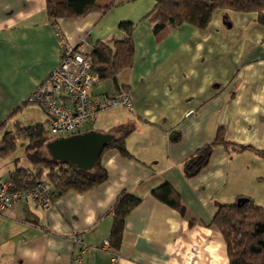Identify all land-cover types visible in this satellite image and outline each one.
Wrapping results in <instances>:
<instances>
[{"label": "crops", "instance_id": "0c3cea01", "mask_svg": "<svg viewBox=\"0 0 264 264\" xmlns=\"http://www.w3.org/2000/svg\"><path fill=\"white\" fill-rule=\"evenodd\" d=\"M115 1L105 14L52 22L45 0H0V122L81 37L93 47L120 37V22L136 24L131 67L93 88L100 97L125 90L131 106L99 111L84 129H130L128 154L105 149L107 178L66 190L47 209L22 200L0 213V264H70L73 253L80 264H111L101 244L123 191L140 202L124 218L119 264H229L226 242L210 224L217 207L241 196L264 207V27L257 13L217 8L204 29L183 23L155 34L145 19L154 0ZM219 131L228 146L215 144L207 163L187 172L185 161ZM21 164L26 159L0 155V181ZM164 183L179 195L184 214L151 193ZM74 234H82L83 251Z\"/></svg>", "mask_w": 264, "mask_h": 264}, {"label": "trees", "instance_id": "16d2710c", "mask_svg": "<svg viewBox=\"0 0 264 264\" xmlns=\"http://www.w3.org/2000/svg\"><path fill=\"white\" fill-rule=\"evenodd\" d=\"M96 1L45 0L47 17L53 22L58 18L82 17L91 11L105 14L116 2L111 0L108 4L99 6ZM154 2L153 8L145 15V19L149 21L155 34L170 32L183 23L204 29L217 8L256 12L257 21L264 27V0H154ZM135 25L131 21H122L118 25L121 31L120 37L112 36L107 40H99L93 45L89 58L98 80H114L119 72L131 67L134 56L132 33ZM23 103L26 104L29 101L26 99ZM19 108L20 106L11 114ZM17 130L28 140L25 147L27 164L16 166L9 172V177L16 189L21 190L32 187L38 180L45 181L50 189L51 201L66 190L84 191L103 182L107 178V170L101 164V154L107 148H116L127 155L124 141L131 131L126 127L116 126L105 132L114 134V139L103 149L95 166L88 171H83L77 166L54 161L48 153L41 152V148L53 139L45 132L42 123L26 127L19 126ZM217 143L228 146L221 137L220 131L215 139L198 148L185 161V170L193 172L206 164ZM14 147V132L6 131L0 140V155L9 154ZM242 148L244 146L236 147L237 150ZM261 155L264 158V153ZM151 193L175 208L180 214H184L185 206L171 186L164 183L152 189ZM239 198L242 199L240 202L220 204L210 224L220 231L226 242L229 264H264V207L256 205L250 197ZM139 202V197L126 191L118 195L112 208L113 219L108 238L113 250H119L126 214Z\"/></svg>", "mask_w": 264, "mask_h": 264}, {"label": "built area", "instance_id": "2783aa9c", "mask_svg": "<svg viewBox=\"0 0 264 264\" xmlns=\"http://www.w3.org/2000/svg\"><path fill=\"white\" fill-rule=\"evenodd\" d=\"M56 34L59 35L58 32ZM91 48L85 36L81 37L72 49L62 54L46 79L28 95L27 101L44 111L45 132L53 139L83 132L85 125L99 111L131 106L125 90L103 97L94 94L98 79L89 58ZM22 200H30L47 209L52 202L48 184L38 180L32 187L21 190L16 189L9 176L0 181V213L11 212ZM71 241L80 247V251L86 248L82 234H74ZM101 250L109 254L111 264H119L118 252L111 248L109 239L103 240ZM70 264H80L79 253H73Z\"/></svg>", "mask_w": 264, "mask_h": 264}, {"label": "water", "instance_id": "95a60500", "mask_svg": "<svg viewBox=\"0 0 264 264\" xmlns=\"http://www.w3.org/2000/svg\"><path fill=\"white\" fill-rule=\"evenodd\" d=\"M114 139V134L83 131L67 137L54 138L45 144L54 161L77 166L83 171L92 169L103 149ZM195 171L191 174L193 175ZM242 199H237L240 202Z\"/></svg>", "mask_w": 264, "mask_h": 264}, {"label": "rangeland", "instance_id": "374dc122", "mask_svg": "<svg viewBox=\"0 0 264 264\" xmlns=\"http://www.w3.org/2000/svg\"><path fill=\"white\" fill-rule=\"evenodd\" d=\"M106 84V83H101ZM107 85V84H106ZM124 108V107H122ZM121 108V109H122ZM107 112V111H106ZM44 115V128L47 129L46 115L38 105L33 103L24 104L20 110L17 109L13 114H11L2 124H0V135L2 136L6 132V127L14 131L15 135V147L9 153L12 159L15 160H25V147L28 144V140L22 135L19 134L20 131L17 130L18 126L26 127L37 124V122H43L42 116ZM91 125L86 124L84 129H90ZM41 152L47 154L45 145L41 148ZM262 157V155H261Z\"/></svg>", "mask_w": 264, "mask_h": 264}]
</instances>
